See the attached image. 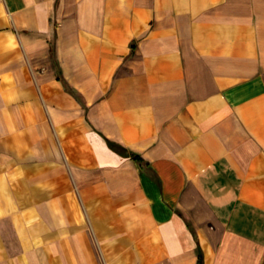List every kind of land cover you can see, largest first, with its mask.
<instances>
[{"label": "crops", "instance_id": "obj_1", "mask_svg": "<svg viewBox=\"0 0 264 264\" xmlns=\"http://www.w3.org/2000/svg\"><path fill=\"white\" fill-rule=\"evenodd\" d=\"M199 249L264 264V0H0V264Z\"/></svg>", "mask_w": 264, "mask_h": 264}, {"label": "trees", "instance_id": "obj_2", "mask_svg": "<svg viewBox=\"0 0 264 264\" xmlns=\"http://www.w3.org/2000/svg\"><path fill=\"white\" fill-rule=\"evenodd\" d=\"M66 88L70 92H72V90L70 88H68V87H66ZM109 145L111 146V148H113L114 150H116L117 152H119V153H121L123 155L131 156L134 159H139L138 155L133 154L131 152H128L125 148H123L122 146H120L118 144H115V143L109 141ZM197 264H203V257H202V252H201L200 249L198 251V262H197Z\"/></svg>", "mask_w": 264, "mask_h": 264}]
</instances>
